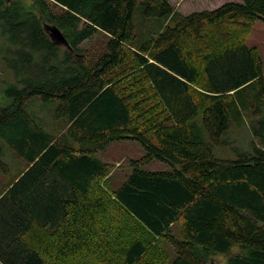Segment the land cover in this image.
<instances>
[{
    "label": "trees",
    "instance_id": "16d2710c",
    "mask_svg": "<svg viewBox=\"0 0 264 264\" xmlns=\"http://www.w3.org/2000/svg\"><path fill=\"white\" fill-rule=\"evenodd\" d=\"M138 5L163 17L143 40ZM260 18L264 0L187 13L169 0H0V29L21 46L0 171L13 168L5 149L24 162L0 185V264H264V69L246 44ZM95 36L97 54L82 46ZM35 96L56 102L45 120L23 107ZM246 121L252 151L214 157ZM124 139L144 155L110 191L97 154ZM152 159L174 168H140Z\"/></svg>",
    "mask_w": 264,
    "mask_h": 264
},
{
    "label": "rangeland",
    "instance_id": "374dc122",
    "mask_svg": "<svg viewBox=\"0 0 264 264\" xmlns=\"http://www.w3.org/2000/svg\"><path fill=\"white\" fill-rule=\"evenodd\" d=\"M225 1L230 0H169V3H171L176 10L187 13L195 9L201 10L205 8H213ZM134 23L136 32L138 34L137 39L143 40L159 31L163 24V17L146 16L144 15L142 8L138 5L134 9ZM62 35L67 41L66 36L63 33ZM7 37L8 34L0 29L1 107H6L11 104L12 97L6 93V89L18 83L17 78L19 77L16 71H14L11 63L14 62L12 59L16 56V50H20L21 46L18 42H15L13 45L7 39ZM246 44L249 46H254L258 50L264 69V19L260 18L255 20L250 33L247 36ZM102 45L103 38L101 36H95L92 39H86L82 43V46L88 48V51L96 54L101 50ZM17 86L20 87V83H18ZM55 106V101H43L40 97L35 96L25 102L23 107L34 117L38 116L45 120L51 116V109H54ZM47 114L49 116H47ZM49 121L53 131L60 127L59 125L61 123L59 124L58 122L51 121L50 119ZM222 138L227 141V144L213 145L212 153L214 157L225 160L235 159L239 153L252 151V143L258 142L257 139H255L252 135L250 123H248V121L243 123V125L233 124L230 129L224 133ZM0 143L3 144L2 138H0ZM99 155L110 165L106 188L111 191L117 188L131 172V161L140 159L144 155V149L138 141L133 139H124L109 142L105 148L100 151ZM3 156L6 158L5 160H7L9 164H14L16 167L20 166L17 158L9 149H5ZM140 168L146 171H170L173 170L174 167L165 161L152 159L148 163L141 165ZM11 170L12 172H10L7 176L0 177L1 186L6 182V180H10V176L18 173L13 168ZM1 173L2 171H0V174ZM164 250L167 251L168 257L170 259L174 257V251L171 246L166 244L164 246Z\"/></svg>",
    "mask_w": 264,
    "mask_h": 264
},
{
    "label": "water",
    "instance_id": "95a60500",
    "mask_svg": "<svg viewBox=\"0 0 264 264\" xmlns=\"http://www.w3.org/2000/svg\"><path fill=\"white\" fill-rule=\"evenodd\" d=\"M47 30L50 32L51 38L54 39L56 43L67 44L65 37L62 35L61 31L57 27L47 28Z\"/></svg>",
    "mask_w": 264,
    "mask_h": 264
},
{
    "label": "crops",
    "instance_id": "0c3cea01",
    "mask_svg": "<svg viewBox=\"0 0 264 264\" xmlns=\"http://www.w3.org/2000/svg\"><path fill=\"white\" fill-rule=\"evenodd\" d=\"M248 46H249V45H248ZM99 153H100V152H98L97 156H98L101 160L105 161L104 158H102V157L99 155ZM16 158H17V161H18V163H19V165H20L19 167H16L14 164H9L8 162H7V163H8V165H9V168H10V167H13V169L16 170V172H18L17 174H20L21 172L19 173V171H20L21 168L23 167L24 162H23L20 158H18V157H16ZM2 159H6V158H4V156H2ZM6 161H7V160H6ZM18 163H17V164H18ZM9 168H8V169H9ZM9 173H10V172H9ZM9 173H1V174H0V177H1V176H7ZM15 175H16V174H15Z\"/></svg>",
    "mask_w": 264,
    "mask_h": 264
},
{
    "label": "flooded vegetation",
    "instance_id": "af4514ba",
    "mask_svg": "<svg viewBox=\"0 0 264 264\" xmlns=\"http://www.w3.org/2000/svg\"><path fill=\"white\" fill-rule=\"evenodd\" d=\"M47 34H48V36L50 37V39L53 41V42H55V44H57L59 47H61V48H69V49H71V47H70V45L67 43H56V41L54 40V39H52L51 38V34H50V32L47 30Z\"/></svg>",
    "mask_w": 264,
    "mask_h": 264
}]
</instances>
